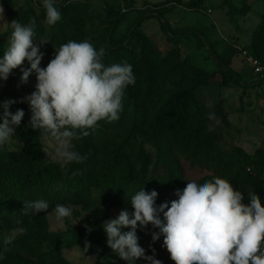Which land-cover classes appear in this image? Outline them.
<instances>
[{
    "label": "rangeland",
    "instance_id": "rangeland-1",
    "mask_svg": "<svg viewBox=\"0 0 264 264\" xmlns=\"http://www.w3.org/2000/svg\"><path fill=\"white\" fill-rule=\"evenodd\" d=\"M126 2L55 0L60 12L64 7L71 8V17L80 19L82 29L75 41L88 40L97 50L105 47L104 60L108 59L110 64L127 61V53L133 50L152 59L156 58V54L163 58L177 51L181 61L190 62L200 70L199 75H190L198 106V110L190 117L194 121L206 118L210 112L215 113L216 119L208 120L213 129L211 157L214 159L210 165L204 163L200 168L173 150L181 163L186 183L191 180L204 183L215 176L228 179L232 174L242 172L247 161L250 162L247 171L249 168L253 171L252 174L246 172L247 175H257L264 165V82H261L262 76L253 73L245 51L264 62V0H131L129 8H126ZM0 6L4 9L3 17H0V42L5 50L12 31L7 23L13 18L8 14L4 0H0ZM20 7H32L38 13L45 12L43 0H14L15 10ZM164 8L168 11L160 13ZM119 13L124 16L113 34L110 27L118 19ZM141 16L147 18L140 22ZM61 17L54 26H48L44 21L43 41L48 43L41 45V51L44 52L41 67H46L50 61L45 51L46 45L49 47L52 44L54 33L68 22L62 12ZM68 41L62 39L61 44ZM145 41L152 52L145 51ZM219 58H223L251 86L244 88L232 82L224 84V69ZM23 65L30 66L27 61ZM21 75L19 70V84L30 95L35 91L36 76L32 74L27 83H21ZM5 85L6 81H0V101ZM209 103L211 107H208ZM120 121L108 123L101 120L99 126L102 133L89 136L98 141L95 146L100 159L116 154L125 143L128 126ZM39 135L44 152L51 158L55 142L50 137L41 136L40 131ZM73 143L75 150L85 155L83 139L74 140ZM7 146L12 151H20L22 147L13 137ZM133 146L132 153L136 157L139 153L144 155L145 160L142 162L149 171L164 175V168L158 162L160 153L157 146L141 139L136 140ZM164 151L168 152L169 148ZM54 162L63 173L77 164ZM233 186L244 193L252 189L249 186ZM59 199H66L63 205L73 209L72 215L64 219L63 225L56 220L55 208H52L43 213H29L19 224L15 221L9 228H0V250H3L5 235L25 229L22 233L17 232L15 240L8 246L6 261L0 264H127L107 246L103 223L115 218L123 209L133 211L130 199L115 204L99 188H92L90 195L62 196ZM174 199L178 197L167 190L158 193L156 204ZM84 229H91L89 232L94 235L85 236L78 232ZM155 231L158 229L150 224L137 228L138 243L145 249L147 256ZM85 240L91 244L87 252L83 250ZM162 245L161 236L159 260L162 264H174ZM135 264H148V261L138 259Z\"/></svg>",
    "mask_w": 264,
    "mask_h": 264
},
{
    "label": "clouds",
    "instance_id": "clouds-1",
    "mask_svg": "<svg viewBox=\"0 0 264 264\" xmlns=\"http://www.w3.org/2000/svg\"><path fill=\"white\" fill-rule=\"evenodd\" d=\"M43 7L45 23L56 25L62 17L55 0H43ZM3 13L0 6V17ZM7 24L12 31L0 55V81H7L17 68H21V83H27L35 73V91L19 101L29 104L28 127L55 142L53 161L64 165L83 163L87 156L75 150L73 141L88 137L101 120L111 123L120 119L125 89L135 84L132 65L127 61L108 65L104 62L105 47L97 50L88 40H69L55 48L53 58L41 67V45L48 41L36 39L35 18L26 24L17 19ZM25 61L30 65L27 68L22 67ZM17 102L0 101V146L14 136L24 118L23 109L11 111ZM211 106L209 103L208 107ZM208 119L215 120V113H208ZM77 174L74 172L73 176ZM246 193L248 203L243 202L244 192L229 180L215 176L204 183L188 181L183 190L176 191L178 199L157 205V191L141 188L130 199L133 211L123 209L115 218L104 221L106 244L127 264H135L138 259L162 264L154 255L147 256L138 243V226L150 224L158 229L152 233V241L163 237L162 247L174 264H264V205L253 188ZM48 208L46 200L37 199L24 201L22 212L37 214L47 212ZM54 212L63 225L73 209L57 204ZM24 231L21 228L4 236L0 260L17 232ZM90 247L85 240L83 250L87 252Z\"/></svg>",
    "mask_w": 264,
    "mask_h": 264
},
{
    "label": "trees",
    "instance_id": "trees-1",
    "mask_svg": "<svg viewBox=\"0 0 264 264\" xmlns=\"http://www.w3.org/2000/svg\"><path fill=\"white\" fill-rule=\"evenodd\" d=\"M130 1L127 0L126 8L130 7ZM4 3L8 14L21 23L26 24L31 18H35L36 39H44L46 12L38 13L32 7H20L16 11L14 0H4ZM167 11L168 9L164 8L160 13ZM61 12L64 18H68V22L54 33L52 44L49 47L46 45L45 51L49 60L53 58L55 48L61 45L62 39L75 40L80 37L82 29L80 19L71 17V8L64 7ZM118 16L110 27L113 34L124 14L119 13ZM146 18L141 16L139 21L143 22ZM163 28H167L165 24ZM144 49L152 52L147 41L144 43ZM3 52L4 48L0 42V55ZM254 57L263 62L258 56ZM108 61L104 60L110 65ZM219 61L224 69V84L232 82L244 88L251 86V83L244 80L223 58H219ZM127 62L132 65L135 84L125 89L123 111L120 113V122L127 123L129 131L125 143L116 154H109L100 159L95 146L98 141L89 137L91 134L97 136L102 133L99 121L96 129L90 130L91 134L83 139L87 159L72 166L66 173H63L44 152L39 131L28 127L31 116L28 103L19 102L28 96L24 87L19 84L21 68L13 70L6 81L1 100L18 101L12 105L11 111L23 109L25 115L13 136L22 146L20 151L10 150L7 143L0 146V228H9L15 221H20L31 213L22 212L24 201L43 199L49 203L48 209H52L57 204L66 202V199L61 201L60 197L90 195L92 188L101 189L115 204L124 199H131L141 188L145 191L156 190L160 194L170 190L175 194L177 190H183L187 183L179 158L173 150L183 154L194 166L202 168L204 163L210 165L214 157H211L213 140L209 131L208 116L194 121L190 117L198 110L190 75H199L200 70L190 62L181 61L177 51L163 58L156 54V58L152 59L133 50L127 53ZM261 82H264V77ZM139 139L157 146L160 153L158 162L164 168V175L149 171L142 162L145 160L142 153L137 157L132 153L133 144ZM165 148H169V151L165 152ZM249 164L247 161L242 172L232 174L227 180L236 186L253 188L264 205V165L257 175L248 176L246 172L253 173L251 168L247 171ZM74 172L78 174L73 176ZM244 195L243 202L248 203L247 193ZM78 232L85 236L94 235L86 229ZM147 254L159 259V240H151ZM7 257L5 253L0 263L6 261Z\"/></svg>",
    "mask_w": 264,
    "mask_h": 264
},
{
    "label": "built area",
    "instance_id": "built-area-1",
    "mask_svg": "<svg viewBox=\"0 0 264 264\" xmlns=\"http://www.w3.org/2000/svg\"><path fill=\"white\" fill-rule=\"evenodd\" d=\"M245 55L248 58V63L250 64L253 73L264 77V63L253 55L248 54L247 51H245Z\"/></svg>",
    "mask_w": 264,
    "mask_h": 264
}]
</instances>
